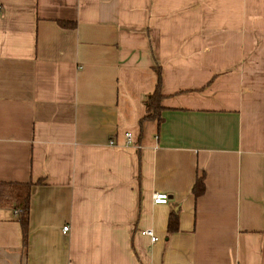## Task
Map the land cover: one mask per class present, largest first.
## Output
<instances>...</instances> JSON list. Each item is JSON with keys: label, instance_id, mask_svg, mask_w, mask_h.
<instances>
[{"label": "crops", "instance_id": "obj_1", "mask_svg": "<svg viewBox=\"0 0 264 264\" xmlns=\"http://www.w3.org/2000/svg\"><path fill=\"white\" fill-rule=\"evenodd\" d=\"M0 182V264H264V0H0Z\"/></svg>", "mask_w": 264, "mask_h": 264}, {"label": "trees", "instance_id": "obj_2", "mask_svg": "<svg viewBox=\"0 0 264 264\" xmlns=\"http://www.w3.org/2000/svg\"><path fill=\"white\" fill-rule=\"evenodd\" d=\"M60 23L62 25H73V22H68L61 20ZM161 83V73L157 70V81L155 84L154 89L146 95L144 100L145 106V113L141 117L143 119H156L157 121L160 120V111L162 109L161 105V98L162 92L160 88ZM5 184L4 182H0V185ZM9 184V183H7ZM6 185V184H5ZM26 191L19 192V191H10L6 190V188H0V202L3 201H14V206L16 209L19 210L18 212V219L20 221L22 227V236H23V243H26L27 238V226H28V215H29V184H24ZM205 190V183H204V173L198 175L195 179V182L192 186V192L195 196L202 194ZM178 229V212L174 208H171L169 215H168V222H167V231L172 232Z\"/></svg>", "mask_w": 264, "mask_h": 264}, {"label": "built area", "instance_id": "obj_3", "mask_svg": "<svg viewBox=\"0 0 264 264\" xmlns=\"http://www.w3.org/2000/svg\"><path fill=\"white\" fill-rule=\"evenodd\" d=\"M127 136V142L131 141V133L126 132ZM169 199V195L167 192L164 191H155L152 195V200L154 203H166ZM16 213L19 212L18 209L14 210ZM63 231H66L69 228L68 224L63 225ZM143 232L150 236L151 242H154L157 239V236L155 235L154 231L151 228H144Z\"/></svg>", "mask_w": 264, "mask_h": 264}]
</instances>
